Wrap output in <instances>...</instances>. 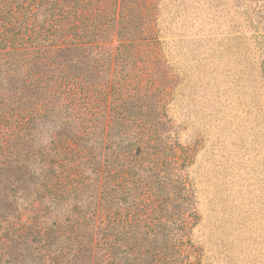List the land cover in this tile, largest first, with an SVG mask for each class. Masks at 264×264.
I'll return each instance as SVG.
<instances>
[{"label": "trees", "instance_id": "1", "mask_svg": "<svg viewBox=\"0 0 264 264\" xmlns=\"http://www.w3.org/2000/svg\"><path fill=\"white\" fill-rule=\"evenodd\" d=\"M127 10L0 0V211L24 195L46 264H192L199 215L181 170L187 148L143 116L141 90L125 93L122 77L107 82V127L86 114L97 113L93 68L132 78L143 39L124 28Z\"/></svg>", "mask_w": 264, "mask_h": 264}, {"label": "rangeland", "instance_id": "2", "mask_svg": "<svg viewBox=\"0 0 264 264\" xmlns=\"http://www.w3.org/2000/svg\"><path fill=\"white\" fill-rule=\"evenodd\" d=\"M108 2L128 9L124 28L143 43L131 54L132 78L93 68L100 89L88 118L111 122L114 76L134 98L139 87L143 116L187 148L181 170L199 215L189 260L264 264V0ZM25 207L24 195L11 196L0 211V264H46L37 211Z\"/></svg>", "mask_w": 264, "mask_h": 264}]
</instances>
